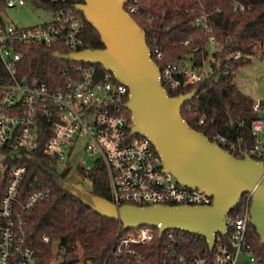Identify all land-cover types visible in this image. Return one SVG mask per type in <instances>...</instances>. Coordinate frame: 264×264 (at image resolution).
I'll return each mask as SVG.
<instances>
[{
    "label": "built area",
    "instance_id": "1",
    "mask_svg": "<svg viewBox=\"0 0 264 264\" xmlns=\"http://www.w3.org/2000/svg\"><path fill=\"white\" fill-rule=\"evenodd\" d=\"M47 1L65 7L48 10L52 14L51 21L39 26L22 28L0 19V60L12 80V83L0 82V159L5 161L10 152L33 153L40 147L41 136L48 135L43 146L45 155L55 159L62 171H69L79 143L84 140L83 151L94 165L82 161L79 171L89 176L104 167L110 182L111 202L118 208L123 205H212V196L179 184L177 177L164 169L160 155L147 137L132 134V114L127 108L130 92L113 73H100L98 64L73 62L78 64L66 66L65 83L59 89L18 79L23 58L18 49L20 45L58 47L66 56L87 49L83 39L85 16L79 13L77 5H68V0ZM28 2L6 0L7 8L25 6ZM137 2L128 0L125 9L129 14L136 13ZM235 9L243 11L245 7L236 4ZM195 25L210 33L209 44H216L207 14L197 17ZM152 45V58L163 60L159 40H152ZM257 52L264 54L260 49ZM240 58V53L234 55L235 60ZM210 72L205 67L194 68L189 61H182L160 69V80L173 97L172 93L208 79ZM253 110L258 115L251 124L256 140L248 155L264 163V101H255ZM203 123L201 120L200 124ZM213 142L233 156L243 152L240 139L217 134ZM27 175L26 166L16 165L6 178L5 194L0 202V264H39L38 254L27 236L26 216L48 199L51 191L36 181L25 186ZM251 203L252 193H247L229 213L226 236L218 234L213 249L207 243L214 251L211 257H207L198 239L201 235L169 229L161 236V225L125 230L120 223L104 264L111 260L116 264H236L242 252H247L254 264H262L249 251ZM157 234L164 237L161 252L155 251L149 256L144 248ZM221 237H229L228 242H222ZM44 240L48 242L49 237L44 236ZM82 264L93 263L85 258Z\"/></svg>",
    "mask_w": 264,
    "mask_h": 264
},
{
    "label": "trees",
    "instance_id": "2",
    "mask_svg": "<svg viewBox=\"0 0 264 264\" xmlns=\"http://www.w3.org/2000/svg\"><path fill=\"white\" fill-rule=\"evenodd\" d=\"M29 2L46 10L65 7L47 0ZM82 2L68 0V5ZM236 4L245 9L236 10ZM137 7L132 17L146 33L149 48L153 51L154 39H158L162 47L163 60L153 56L160 69L182 61H189L194 68H203L209 62L211 72L208 79L172 93L173 97H177L196 92L195 98L182 108L184 119L211 141L217 134L232 140L240 139L243 152L236 153L235 157L241 159L250 154L256 140L251 124L258 115L253 110L255 100L237 88L235 78L236 71L250 63L257 50L264 47V0H138ZM6 9V0H0V19L1 12ZM79 13L84 18L83 13ZM203 14L208 15L211 34L216 37V49L211 58L208 50L210 33L195 25L196 18ZM83 39L87 49L104 48L99 33L85 18ZM18 49L23 55L18 79L37 81L52 89L64 85L66 66L78 64L67 60V54L58 47L20 45ZM236 53L241 54L238 60L234 59ZM98 69L102 74L107 73L101 65ZM226 71L229 73L225 74ZM0 82L12 83L1 60ZM188 108L191 110L188 111ZM201 120L203 124H200ZM48 138V135L41 136L40 147L33 153L10 152L5 161L0 159V202L5 194L9 170L16 165L26 166L25 186L36 181L48 186L51 191L49 198L26 216L27 236L30 246L38 254L39 264H55L60 259L65 264H75L78 262V245H81L87 260L93 264H104L117 237L120 222L96 213L89 203L91 196L111 201L107 171L100 167L92 172L88 176L93 182L92 191L89 194L80 192L68 183L69 171H59L56 160L45 155L43 146ZM3 171H6L5 175ZM44 236L49 237L48 242ZM198 239L207 257H211L214 251L209 249L205 238L198 236ZM248 239L249 251L264 264V245L252 225ZM220 240L226 243L229 237H221ZM163 241L164 237L157 234L144 250L149 256L155 251L160 253ZM108 264L116 263L111 260Z\"/></svg>",
    "mask_w": 264,
    "mask_h": 264
},
{
    "label": "water",
    "instance_id": "3",
    "mask_svg": "<svg viewBox=\"0 0 264 264\" xmlns=\"http://www.w3.org/2000/svg\"><path fill=\"white\" fill-rule=\"evenodd\" d=\"M77 5L99 33L103 49H86L65 56L72 62L101 65L130 92L132 134L147 137L162 159L164 169L178 183L203 190L214 198L209 206L123 205L91 196L90 207L101 216L119 221L125 230L160 226L204 237L213 249L218 234L226 236V218L243 195L252 193L251 225L264 245V163L246 154L237 158L182 115L196 92L171 97L160 80V68L151 56L146 33L125 6L128 0H81ZM5 175V171H3ZM80 192H83L79 190ZM89 194V192H83ZM76 194V193H75ZM60 260L58 264H62Z\"/></svg>",
    "mask_w": 264,
    "mask_h": 264
},
{
    "label": "rangeland",
    "instance_id": "4",
    "mask_svg": "<svg viewBox=\"0 0 264 264\" xmlns=\"http://www.w3.org/2000/svg\"><path fill=\"white\" fill-rule=\"evenodd\" d=\"M1 19L17 27L29 28L51 21L52 14L44 8H36L33 6L32 2H28L25 6L7 8L5 11L1 12ZM215 49V45H208L209 58H211ZM260 52H264V47L260 49ZM263 55L264 54H262V56ZM262 56L259 52H256L255 56L251 58L250 63L236 71L235 83L237 88L255 101H264V58ZM205 68L207 70L210 69L209 62H206ZM84 143V140L79 143V149L70 162L67 181L78 190L91 192L93 189L92 180L79 171V165L82 161H85L87 165H94L93 161L88 158L83 151ZM58 170L61 171L60 168ZM78 246V262L75 264H82L85 255L81 245ZM236 264L254 263L251 261L247 252H242Z\"/></svg>",
    "mask_w": 264,
    "mask_h": 264
}]
</instances>
